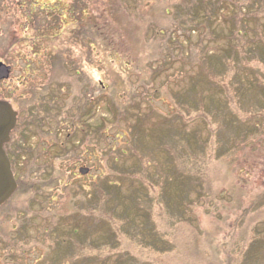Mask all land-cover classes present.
<instances>
[{
	"label": "rangeland",
	"instance_id": "374dc122",
	"mask_svg": "<svg viewBox=\"0 0 264 264\" xmlns=\"http://www.w3.org/2000/svg\"><path fill=\"white\" fill-rule=\"evenodd\" d=\"M8 2L0 9L13 16L3 28L14 44L0 46L10 67L0 98L20 116L36 92L66 115L43 138L25 129L35 172L11 133L19 186L0 210V264H264L261 32L245 29L229 56L217 13L203 71L192 48L162 63L177 0H36L54 21L39 30L26 21L29 4ZM231 14L255 26L250 11ZM87 91L92 110L81 116ZM175 94L203 105L195 113Z\"/></svg>",
	"mask_w": 264,
	"mask_h": 264
},
{
	"label": "trees",
	"instance_id": "16d2710c",
	"mask_svg": "<svg viewBox=\"0 0 264 264\" xmlns=\"http://www.w3.org/2000/svg\"><path fill=\"white\" fill-rule=\"evenodd\" d=\"M3 1L5 0H0V8L2 7L1 3ZM6 1H9L8 9H10V6H14L17 4L21 5V7H23L25 3H27V5L29 4L30 7L28 8V14L26 16V21L29 22V27H34L36 30H39L41 27L49 29V25L54 24V21L53 19L51 20L50 18L51 15L49 13L44 14L45 21L43 18H41L39 14H37V11L35 10V8H39L40 11H45V12H48V9L39 7L36 3V0H6ZM80 1L81 0H79V2ZM258 1H259L258 5L254 6L252 3L247 4L246 0H177L176 6L173 5L172 9H174V12H176V14H174V17L179 16V20L170 26V29L168 31L169 32V35H168L169 42L165 43V47L169 49L167 51H164L166 54L162 55V59H165V56L167 57L168 55H170L171 57L166 58L162 63L163 64L171 63L170 58L171 60H173V55H172L173 48L178 47V46L182 50H184L185 48H192L191 51H189V55L187 57H192V58L194 57L195 59H201L202 63L200 65L202 66L203 71H207L208 70L207 65L204 63V61L206 60V57L204 56H206L207 54L206 48L213 45V43L216 41V35L211 28L217 26V24L219 23L216 18L217 13L218 14L223 13L225 15V16L223 15V21L225 22V25L227 26L228 31L226 33H223V40H225L224 42L227 45L226 48L227 49L230 48L229 56L235 57L236 53L238 54V52H237L236 43L234 44V42L235 41L238 42L239 40H242L244 42V39L242 37H244L246 30L252 31L251 33L252 37L254 36V33L257 32V30H259L261 34L264 36V22H263L264 7L261 6V3H264V0H258ZM76 6L75 4L73 5L74 13H76L75 12L77 8ZM84 9H85V4H84L83 10H82V7L79 10L81 14L84 11ZM244 9L246 12L247 11L251 12L250 18L256 19L254 27L246 28L245 27L247 25V22L245 21L246 19H237L236 21H232V18L234 16L231 13L237 14L238 12H243ZM258 11L261 12L260 18H258L257 15H255ZM57 18L59 19V17ZM5 19H6V15H2V12L0 9V46H4L6 44L8 45L14 44V42H11V37L9 36L11 35V33H9V29H8L9 27L7 26L6 29L3 28L5 23H10L11 19H13L12 14L9 13L8 18L6 20ZM25 30H27V28ZM170 33L174 34V37L172 40L169 38ZM192 34L197 35V39L196 41L194 40V42L190 39ZM91 35L86 32V38H91ZM25 36L26 37L23 38L24 40L32 41L29 35H25ZM245 43H246V39H245ZM182 44H184V46ZM249 46L251 50L254 49L252 44ZM238 48L241 51V48L240 47ZM198 50H200L201 53H199ZM180 52L181 54H184L182 51ZM231 52L233 53L231 54ZM183 59L186 60L185 57H183ZM226 60L222 63V65L224 66L223 68L224 71L220 72L221 75L226 74ZM82 95H84V97H87L88 99H85V106L80 108V110L78 109L79 114H81V116L89 115L90 111L92 110V107H90V105L88 106V103L92 101L91 100L92 95L88 91L82 93ZM179 98L180 97L177 94L173 96L174 100L175 99L178 100ZM30 99H34V105L31 107L26 106L23 109V112L19 116L20 120L17 123L15 129L17 131V143H20V138H23L21 142L22 149L23 151H25L27 148L28 154H29L28 156L29 165L33 166V169H31V172H35L36 171L35 160L37 158H36V155L33 153V150L30 145H28L27 147L24 146L25 145L24 141H26L27 139L25 129L29 128L31 132V136L34 134L38 135V133L41 135L43 133L44 126H47V124L54 122L55 126L50 125L48 126V129L49 131L51 129L55 130L57 129V121L63 120V117L66 114L62 112L65 106L63 107V106L57 105V103L53 100V97H48V100H45V95H39L38 93L34 92L33 97ZM176 102L181 107L186 106L188 107V109L195 108V113L198 112L197 106L203 105L202 101H200V104H199V101L196 102L195 99H190L188 102H185L184 100H182L184 104L178 101ZM86 103H87V106H86ZM108 106L112 114L113 112L111 110V105H108ZM206 107H208L209 110L207 109V111H205L204 113L205 115H209L210 107L204 104V108ZM62 122L63 121H60L59 123H62ZM31 136L29 137V141H30ZM55 136H56V133H54V136L50 139V134L47 135V137H49L50 140H52ZM195 138L196 139L199 138L197 134ZM189 140L191 139L184 137L183 141H186V142L182 141V143L186 144L188 143ZM63 154L65 156L66 152L63 151ZM17 156L19 157L18 154ZM12 163H14L13 160H12ZM75 259L76 257L73 258V262L75 261ZM118 263L120 262L118 261Z\"/></svg>",
	"mask_w": 264,
	"mask_h": 264
},
{
	"label": "water",
	"instance_id": "95a60500",
	"mask_svg": "<svg viewBox=\"0 0 264 264\" xmlns=\"http://www.w3.org/2000/svg\"><path fill=\"white\" fill-rule=\"evenodd\" d=\"M9 68L0 61V78L8 76ZM16 121L17 112L8 101L0 99V206L17 188L9 159L3 149V145L9 140V134L16 125Z\"/></svg>",
	"mask_w": 264,
	"mask_h": 264
}]
</instances>
